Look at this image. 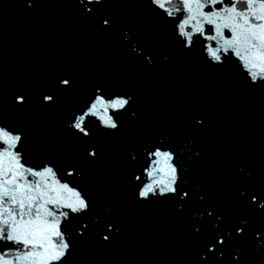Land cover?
Masks as SVG:
<instances>
[{"label": "snow or ice", "instance_id": "snow-or-ice-1", "mask_svg": "<svg viewBox=\"0 0 264 264\" xmlns=\"http://www.w3.org/2000/svg\"><path fill=\"white\" fill-rule=\"evenodd\" d=\"M38 3L21 0V7L31 12ZM110 7L109 0H73L75 14L95 35L130 42L133 26L108 11ZM140 7L157 25H171L170 39L165 41L142 34L151 52H145L139 40L129 44L131 53L142 57L145 66H154L157 58L169 64L177 54L196 53L207 68L231 70L244 88L264 91V0H142ZM3 73L0 59V264H75L90 241L98 249L117 248L123 237L121 222L112 216L110 206L103 215L94 214L96 199L85 177L95 174L103 182L104 176L96 172L102 158L96 137L120 136L125 117L137 121L133 97L109 91L106 81L92 73L53 65L40 80L18 86L8 98ZM81 90L83 102L62 110L59 131L70 139L71 149L31 157L28 137L8 121V114L51 115L62 99ZM207 127L201 110H186L180 129L185 133L188 160L201 159L204 148L195 145L206 137ZM168 139L165 135L159 143L140 145L146 147L148 160L142 175L128 176L136 182L135 202H166L182 217L195 192L202 210L191 217L180 242L190 255L186 264H264V155L255 170L237 164L233 179L223 185L226 200L233 201L237 209L251 210L258 219L239 210L229 218L213 202L210 191L189 184L186 169L176 163L178 153ZM128 143L127 157L135 161V138ZM79 264L93 262L81 260Z\"/></svg>", "mask_w": 264, "mask_h": 264}, {"label": "water", "instance_id": "water-1", "mask_svg": "<svg viewBox=\"0 0 264 264\" xmlns=\"http://www.w3.org/2000/svg\"><path fill=\"white\" fill-rule=\"evenodd\" d=\"M107 9L132 26L130 42L117 37L95 35L73 8V0H39L31 12L21 7V0H0V59L3 61V85L7 97L25 83L40 80L53 65H70L92 73L107 83L111 92L133 97L132 110L137 121L127 117L120 136L96 137L102 149L97 173L85 180L96 199L94 214L103 215L106 206L121 222L123 237L117 248L98 249L93 241L75 258V264L88 260L93 264H120L132 260L137 264H186L190 258L180 242L193 215L202 205L193 193L182 217L171 204L154 202L138 204L133 198L135 181L129 174L142 175L148 157L146 147L159 143L165 135L178 153L176 163L186 169L185 176L193 187L201 186L212 194L226 217L239 210L255 221V213L239 208L224 197L223 185L234 177L237 164L258 168L264 155V91L248 90L231 71L217 72L207 68L194 53L177 54L169 64L157 58L154 66H145L130 51L129 44L138 40L145 52L151 45L142 34L157 41L170 39L171 25L161 26L144 14L142 0H109ZM81 90L74 97L62 99L53 114L25 112L8 114V121L28 137L31 157L58 154L71 149L70 139L59 131L63 107L83 102ZM37 97H34V102ZM196 107L207 120V134L198 139L196 148H204L199 161L187 159L185 133L180 129L185 112ZM34 122V127L29 124ZM135 138L136 160L126 154L129 139ZM30 162L35 161L30 158ZM209 226V232H210ZM167 233V237L164 236Z\"/></svg>", "mask_w": 264, "mask_h": 264}]
</instances>
